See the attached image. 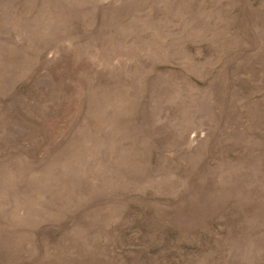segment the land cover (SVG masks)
Wrapping results in <instances>:
<instances>
[{
    "label": "rangeland",
    "instance_id": "1",
    "mask_svg": "<svg viewBox=\"0 0 264 264\" xmlns=\"http://www.w3.org/2000/svg\"><path fill=\"white\" fill-rule=\"evenodd\" d=\"M0 264H264V0H0Z\"/></svg>",
    "mask_w": 264,
    "mask_h": 264
}]
</instances>
